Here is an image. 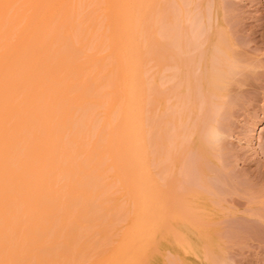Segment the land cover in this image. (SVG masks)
Masks as SVG:
<instances>
[{
	"label": "bare ground",
	"instance_id": "1",
	"mask_svg": "<svg viewBox=\"0 0 264 264\" xmlns=\"http://www.w3.org/2000/svg\"><path fill=\"white\" fill-rule=\"evenodd\" d=\"M195 1L0 0V264L216 260V192L177 175L220 152L264 58ZM169 10L183 29L163 27Z\"/></svg>",
	"mask_w": 264,
	"mask_h": 264
},
{
	"label": "rangeland",
	"instance_id": "2",
	"mask_svg": "<svg viewBox=\"0 0 264 264\" xmlns=\"http://www.w3.org/2000/svg\"><path fill=\"white\" fill-rule=\"evenodd\" d=\"M195 2V9L197 7L198 10L202 9L201 5L210 6L221 18L224 16L225 19H222L226 21L225 24L228 22L226 27L231 30V37L236 39V43L239 42L240 49L242 48L240 45L249 46V49L251 47L249 53L246 51L248 47H245L244 51L250 54V59L255 56V58L257 56L264 58V0H196ZM170 13L171 10L166 14L163 27L167 31L170 27L183 29L184 23L175 24ZM212 24L216 31L219 30L221 23L212 22ZM148 29L149 27L144 25L143 46L150 47L154 53L158 45L152 31L147 32ZM217 32L221 36L220 31ZM251 55L255 56L251 58ZM156 66L157 62L153 56L149 63V78L152 86L145 98L150 115L159 109L152 90ZM262 71L264 74V69ZM170 73L168 71L166 75ZM262 77L261 80L264 79ZM263 83L264 80L260 84ZM168 85L170 86L167 84V87ZM261 85L258 88L253 84L256 89L252 86L254 89L246 87L250 92L245 89L248 92L238 96V100L234 98V105L227 113L225 112L222 120L226 124V127L224 126L226 131L223 129L225 137L220 142L222 146L220 152H207L205 158L198 163L201 169L184 168L177 175L178 180L183 183L195 176L199 180L204 178L206 185L203 184L192 193L204 191L207 185L213 187L216 192L210 196L205 207L207 214L215 218L208 231L212 235L215 234L216 240L205 246V253L212 260H216L209 264H264V88H261ZM164 97L168 100V95ZM216 233L219 236H216ZM166 254L169 255V252Z\"/></svg>",
	"mask_w": 264,
	"mask_h": 264
}]
</instances>
